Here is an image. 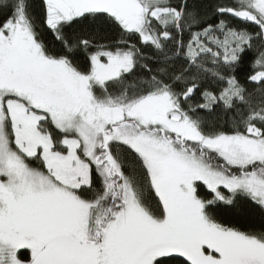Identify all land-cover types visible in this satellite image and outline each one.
<instances>
[{
    "label": "snow or ice",
    "instance_id": "6c2138e0",
    "mask_svg": "<svg viewBox=\"0 0 264 264\" xmlns=\"http://www.w3.org/2000/svg\"><path fill=\"white\" fill-rule=\"evenodd\" d=\"M0 264H264V0H0Z\"/></svg>",
    "mask_w": 264,
    "mask_h": 264
},
{
    "label": "trees",
    "instance_id": "16d2710c",
    "mask_svg": "<svg viewBox=\"0 0 264 264\" xmlns=\"http://www.w3.org/2000/svg\"><path fill=\"white\" fill-rule=\"evenodd\" d=\"M209 2H215V0H209ZM247 65L245 64V67H246ZM241 76L243 75V69L241 70V72L239 73Z\"/></svg>",
    "mask_w": 264,
    "mask_h": 264
}]
</instances>
